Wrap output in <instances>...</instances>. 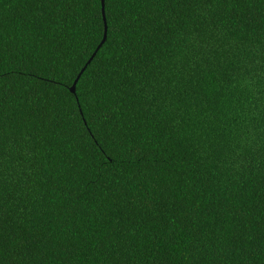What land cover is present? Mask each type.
Here are the masks:
<instances>
[{
	"label": "trees",
	"instance_id": "trees-1",
	"mask_svg": "<svg viewBox=\"0 0 264 264\" xmlns=\"http://www.w3.org/2000/svg\"><path fill=\"white\" fill-rule=\"evenodd\" d=\"M103 15L0 0V264H264V0Z\"/></svg>",
	"mask_w": 264,
	"mask_h": 264
},
{
	"label": "water",
	"instance_id": "water-1",
	"mask_svg": "<svg viewBox=\"0 0 264 264\" xmlns=\"http://www.w3.org/2000/svg\"><path fill=\"white\" fill-rule=\"evenodd\" d=\"M100 4H101V12H102V19H103V25H104V29H103V36H102V39L100 41V43L98 44V46L96 47V49L99 48V46L101 45V43L105 40L106 38V30H107V26H106V21H105V17L103 15V8H104V0H100ZM84 67L79 71V73L77 74V76L75 77V79L73 80L71 86L69 87L70 91L71 92H74L75 91V85H76V82L81 74V72L83 71Z\"/></svg>",
	"mask_w": 264,
	"mask_h": 264
}]
</instances>
